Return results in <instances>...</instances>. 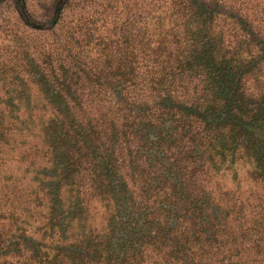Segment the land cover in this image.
I'll return each mask as SVG.
<instances>
[{
	"label": "trees",
	"instance_id": "16d2710c",
	"mask_svg": "<svg viewBox=\"0 0 264 264\" xmlns=\"http://www.w3.org/2000/svg\"><path fill=\"white\" fill-rule=\"evenodd\" d=\"M74 1L38 19L10 0L0 264H264V35L229 0L66 17ZM31 87L41 111L14 112ZM243 176L260 189L242 196Z\"/></svg>",
	"mask_w": 264,
	"mask_h": 264
},
{
	"label": "rangeland",
	"instance_id": "374dc122",
	"mask_svg": "<svg viewBox=\"0 0 264 264\" xmlns=\"http://www.w3.org/2000/svg\"><path fill=\"white\" fill-rule=\"evenodd\" d=\"M50 1L52 0H26V9L33 17L42 19L44 18L45 15L50 16V13H49L50 10L46 11L44 9V7L48 5ZM118 1L127 2V0H118ZM4 2L5 3L2 6H0V54H1L0 62L6 60L7 58L6 54L1 53L2 49L11 50L13 47L16 48V51L18 49H21L18 46V44L14 42V40H11L12 35L15 34L16 32V23H15L17 20L16 11L13 7V3L10 2V0H6ZM228 2L234 5L235 7L234 12L237 11L238 14L241 17H243V19L247 20V22L253 27V29H255L256 31L264 35V0H229ZM74 4L77 6H74ZM81 6L85 8V5H83L82 3H79L77 0L74 1L71 4V6L68 8V10L66 11L65 13L66 17L71 14H76L78 11H80ZM232 21H226V23H221L217 29L218 30L221 29L225 35L228 34L229 32L231 33L237 32L238 34L239 31L238 29L235 30V28L233 27L234 25L232 24ZM1 37H5V39ZM40 45H42V42ZM10 57L12 58V55H10ZM14 61L15 59L14 60L12 59V62ZM260 75L263 76V79H264V73H260ZM3 78L4 76H0V79H3ZM249 80H253V77H250ZM5 88L8 89V93H9L8 96H11V95L19 96L21 93V90H26V89H23L24 87H22V84L19 81H16L12 83L10 86L5 87ZM7 89H4V90L6 91ZM28 89L29 90L25 91V93L26 95L30 97V102L29 100L28 101L25 100L26 95L20 96V98L22 99L21 101L18 100L19 97L17 98V96H15L16 98H14V102L16 104V108L14 112L25 114L31 110L41 111L42 101L39 97L38 90L35 87H31ZM31 101H33V103H31ZM225 179L228 180V178H225ZM242 180H243V185H244L242 188V196L247 197L251 194V192H255L256 190L260 189V186L257 187L256 185H254L251 182V180H247L245 176H243Z\"/></svg>",
	"mask_w": 264,
	"mask_h": 264
}]
</instances>
